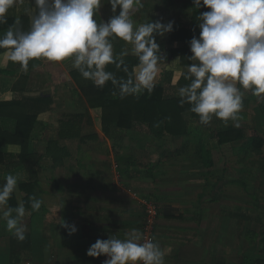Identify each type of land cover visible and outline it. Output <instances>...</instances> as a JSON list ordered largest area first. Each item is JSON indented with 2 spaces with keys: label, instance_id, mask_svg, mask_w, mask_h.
Segmentation results:
<instances>
[{
  "label": "crops",
  "instance_id": "obj_1",
  "mask_svg": "<svg viewBox=\"0 0 264 264\" xmlns=\"http://www.w3.org/2000/svg\"><path fill=\"white\" fill-rule=\"evenodd\" d=\"M142 2L144 7L133 16L137 24L159 20L162 23L174 21L173 26L182 27L193 22V0ZM119 11L118 6L113 13L111 5L104 3L94 18L107 22ZM35 12L34 0H23L10 10L7 23L0 25V37L14 24L16 17L27 31L29 13ZM168 36L169 33L156 36L165 57L159 66L156 84L167 87L177 85L182 73L187 71L178 59H170L169 49L179 47L180 43L168 42ZM118 40L123 43L122 50L130 49L131 46L119 38L113 43ZM72 69L71 59L59 63L32 60L28 72L24 73L19 64L7 59L5 50H0V104L18 102L28 115L38 120L33 136L27 141L0 143V154L23 155V161L11 167L0 162V184L8 174L22 176L10 200L15 201V207L24 202L26 212L30 213L24 218L27 232L23 241L11 235L6 230V222L0 220V264L4 263V257L7 258L4 264H99L94 260L96 257L87 255L90 245L111 235L122 239L125 232L133 228L141 231L145 215L143 201L151 197L165 202L159 209L155 228L156 241L166 252L165 264H256L252 260L264 261V231L258 238L259 244H254L258 255L242 256L241 232L246 228L243 222L246 224L249 218L241 208L223 211V217L231 220L228 229L220 230L214 245L201 244L195 239L199 228L177 225L174 220L204 212L197 210L193 214L189 208L181 206L178 210L174 200L167 197L171 193L168 191L175 188L161 186L162 181L173 176L174 164L168 160L178 156L191 154L206 167H212L201 152L206 150L212 154L215 149L241 141L219 143L218 132L225 133L234 126L224 128L222 124L223 128L216 126L210 130L193 119L189 123L190 135L180 139H173L170 134L158 137L143 128L126 131L111 126L104 130L102 109L90 107L70 74ZM250 106H254L253 114L249 112ZM6 112L10 113L11 109ZM242 117L264 118V103L258 102L251 92H244ZM213 121L221 122L215 118ZM206 129L210 130L212 139ZM172 143L175 148L170 147ZM132 145L140 150L139 155ZM180 149L182 153H178ZM157 152L159 155L154 160L152 157ZM116 162L123 172L120 177L115 173ZM162 171L168 174L159 180L157 175ZM186 184L189 183L183 182L182 187ZM130 188L133 191L130 192ZM176 193L184 195L177 190ZM31 197L43 200L38 211L31 210ZM176 200L179 202L180 198ZM197 217L203 219L204 215ZM62 220L74 224L77 231L70 235L61 225ZM210 231L207 229V234ZM200 234L204 235V229ZM246 241L251 243V240ZM25 253H30V258L21 259ZM99 257L101 262L107 259L103 255Z\"/></svg>",
  "mask_w": 264,
  "mask_h": 264
},
{
  "label": "clouds",
  "instance_id": "obj_2",
  "mask_svg": "<svg viewBox=\"0 0 264 264\" xmlns=\"http://www.w3.org/2000/svg\"><path fill=\"white\" fill-rule=\"evenodd\" d=\"M23 0H0V25L6 24L11 9ZM104 3L119 14L107 22L96 14ZM36 12L29 13L30 26L23 30L21 20L0 37V50L7 59L19 64L24 73L32 60L59 63L71 59L72 67L91 80L97 88L109 81L118 89L121 99L151 95L156 86L160 64L165 61L156 36L173 31L174 21H147L137 24L135 13L144 7L142 0H34ZM194 8L206 6L200 12L199 37L189 41L191 61L184 79L190 83L179 87L180 105H190L189 111L199 117V123L209 125L219 119L227 127H239L244 109V92H251L264 103V0H193ZM119 38L130 49L114 51ZM135 56L138 64L129 71L125 57ZM114 64L125 77L106 70ZM175 83V82H174ZM113 96L117 95L114 91ZM170 119V118H169ZM23 179L8 174L0 184V220L18 241L26 238L27 225L24 202L16 207L9 200ZM42 199L30 198L32 211H38ZM69 234L77 231L74 224L62 220ZM91 257L106 256L103 264H165L166 252L155 238H145L137 228L125 232L124 238L109 236L97 239L87 249Z\"/></svg>",
  "mask_w": 264,
  "mask_h": 264
},
{
  "label": "rangeland",
  "instance_id": "obj_3",
  "mask_svg": "<svg viewBox=\"0 0 264 264\" xmlns=\"http://www.w3.org/2000/svg\"><path fill=\"white\" fill-rule=\"evenodd\" d=\"M250 107L249 112L253 114L254 106ZM221 125L222 122L215 123L212 121L207 126L209 129L216 126L219 129L232 126V124H229L227 127L224 125L221 127ZM204 126L206 127V125ZM203 127L200 129L203 130ZM239 128L243 129L246 137L236 143L220 147V150H213L211 152L214 161L212 167H206L199 158L193 157L191 154L168 160V162L171 161L174 164L173 176L170 175V179L166 182L162 181L163 185L161 186L166 189L168 185H171V189L175 188L182 195L184 194L183 196L180 194L177 195L175 189L174 191H168L171 193L167 197L174 200L172 202L175 204L174 206L178 207V210H180L179 206H181L183 209L189 208L193 214L197 210L204 212L196 214L194 217L193 215H189L187 219L174 220L177 225L183 224L186 227L199 228L200 230L196 233L195 239L201 244L204 242L205 244L211 243V246L212 244L214 245L218 241L220 230L224 231L228 229L231 220L223 217V211L227 212L241 208V212H244V215H247L249 218L246 224L243 222V226L246 228L241 232L244 246L243 250H241L242 256H257L256 246L259 244L258 238L262 236V231H264V171L262 170L264 162L262 157L254 153L247 156L243 155L245 153L243 150L246 148L245 146L249 136L258 134L264 138V118H242L240 120V126L237 129ZM209 129L206 130L209 132L211 130ZM209 133V137L211 138V132ZM132 146L135 147V145ZM170 147L175 148V145L172 143ZM134 149L136 154L139 155L140 150L136 147ZM158 155L159 152L154 154L152 158L156 160ZM119 164V162L114 164L115 173L118 177L123 173L119 169L120 167L118 168L120 166ZM167 174L168 172L162 171V174L157 175L158 179L164 176L166 177ZM183 182L189 183L190 185L186 184L187 186L182 187ZM132 189L130 188V192L133 191ZM179 198L180 200L178 202L176 199ZM151 199L156 202L159 212V209L163 208L165 202H157L153 197ZM200 215H204V218L198 219L197 216L200 217ZM259 218L261 219L260 221ZM27 220L29 219L27 218ZM232 222H234V219ZM203 229L204 235H201L200 233L203 232ZM207 229L211 230L209 234H207ZM227 239L228 242L231 241L229 235ZM246 240H251V243H247ZM254 244L257 245L255 246ZM29 256L30 253H25L21 259H28L30 258ZM3 260L5 263L7 258L4 257ZM235 262L236 260H234Z\"/></svg>",
  "mask_w": 264,
  "mask_h": 264
},
{
  "label": "trees",
  "instance_id": "obj_4",
  "mask_svg": "<svg viewBox=\"0 0 264 264\" xmlns=\"http://www.w3.org/2000/svg\"><path fill=\"white\" fill-rule=\"evenodd\" d=\"M208 10L206 6H201L199 9L195 8L192 24L182 27L173 26V31L169 33L168 42L180 43L179 47L169 49L170 59H178L181 66L187 67L192 63L187 59L192 55L189 41L193 36L199 37L200 28L198 26L199 21L197 20V16L200 12ZM152 21L154 22V20ZM114 47L115 53H120L123 48V43L118 40L114 43ZM161 53L163 55L162 50ZM124 59L129 71H132L138 64L137 58L133 55H128ZM106 70L113 72L117 78H126V74L121 69H117L114 64L108 65ZM185 72L180 76L177 85L167 87L163 84H156L151 95L145 92L139 98L127 96L123 99L119 97L118 89L110 81L101 89L97 88L91 80L83 78L75 68L70 71V74L77 82L83 96L88 100L90 107H99L102 109L104 130H108L111 126L116 130L126 131L143 128L158 137L170 134L173 139H180L183 136L187 137L190 135V121L193 119L199 120L196 114L189 111V104L185 103L181 106L179 102V87L190 83V81L184 79L183 74ZM114 91L117 92L116 96L112 94ZM7 109H11V112L7 113ZM36 124H38V120L28 115L20 103L2 102L0 104V143L27 141L33 136L37 127ZM218 137L219 143L222 144L224 142L242 140L244 139V133L241 129L230 127L225 133L218 132ZM263 146V137L258 134L249 136L247 138L246 148L243 150L245 152L243 155L247 156L254 153L262 157L264 162ZM178 153H182L181 149ZM201 153V156L212 166L214 161L210 152L205 150ZM21 161H23V155L0 154V162H5L10 167ZM262 170L264 171V166ZM9 204L15 207V201L11 202L10 200ZM94 260L98 261L99 264H103L100 257H96ZM252 262L264 264V261L257 262L252 260Z\"/></svg>",
  "mask_w": 264,
  "mask_h": 264
},
{
  "label": "built area",
  "instance_id": "obj_5",
  "mask_svg": "<svg viewBox=\"0 0 264 264\" xmlns=\"http://www.w3.org/2000/svg\"><path fill=\"white\" fill-rule=\"evenodd\" d=\"M145 207V215L142 222L141 232L144 233L145 238H155V228L158 218V207L154 200L146 198L143 201Z\"/></svg>",
  "mask_w": 264,
  "mask_h": 264
}]
</instances>
